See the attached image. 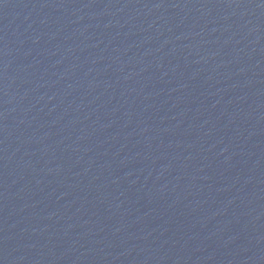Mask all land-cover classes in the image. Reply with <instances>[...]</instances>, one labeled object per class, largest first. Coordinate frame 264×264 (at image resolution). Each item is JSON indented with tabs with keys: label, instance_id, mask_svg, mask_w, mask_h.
Segmentation results:
<instances>
[{
	"label": "water",
	"instance_id": "95a60500",
	"mask_svg": "<svg viewBox=\"0 0 264 264\" xmlns=\"http://www.w3.org/2000/svg\"><path fill=\"white\" fill-rule=\"evenodd\" d=\"M0 264H264V0H0Z\"/></svg>",
	"mask_w": 264,
	"mask_h": 264
}]
</instances>
